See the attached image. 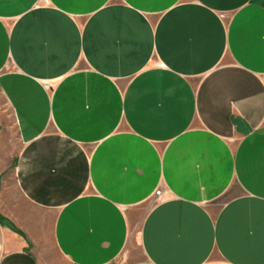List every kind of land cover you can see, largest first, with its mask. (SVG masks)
<instances>
[{"label":"crops","instance_id":"obj_1","mask_svg":"<svg viewBox=\"0 0 264 264\" xmlns=\"http://www.w3.org/2000/svg\"><path fill=\"white\" fill-rule=\"evenodd\" d=\"M0 264H264V0H0Z\"/></svg>","mask_w":264,"mask_h":264},{"label":"built area","instance_id":"obj_2","mask_svg":"<svg viewBox=\"0 0 264 264\" xmlns=\"http://www.w3.org/2000/svg\"><path fill=\"white\" fill-rule=\"evenodd\" d=\"M152 195H153L154 199H160L162 197L161 189L160 188L154 189Z\"/></svg>","mask_w":264,"mask_h":264},{"label":"rangeland","instance_id":"obj_3","mask_svg":"<svg viewBox=\"0 0 264 264\" xmlns=\"http://www.w3.org/2000/svg\"><path fill=\"white\" fill-rule=\"evenodd\" d=\"M48 253H50L51 256H54V258L58 259L59 257L56 256L55 252H53L52 248H51V244L48 243V245L46 246Z\"/></svg>","mask_w":264,"mask_h":264}]
</instances>
